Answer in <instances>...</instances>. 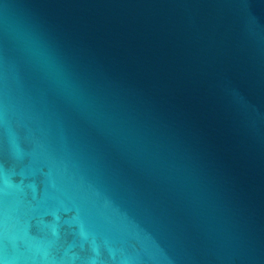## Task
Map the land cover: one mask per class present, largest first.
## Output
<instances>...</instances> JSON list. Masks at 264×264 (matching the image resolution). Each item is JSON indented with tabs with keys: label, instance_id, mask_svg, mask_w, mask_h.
Wrapping results in <instances>:
<instances>
[{
	"label": "water",
	"instance_id": "1",
	"mask_svg": "<svg viewBox=\"0 0 264 264\" xmlns=\"http://www.w3.org/2000/svg\"><path fill=\"white\" fill-rule=\"evenodd\" d=\"M0 264H264V0H0Z\"/></svg>",
	"mask_w": 264,
	"mask_h": 264
}]
</instances>
